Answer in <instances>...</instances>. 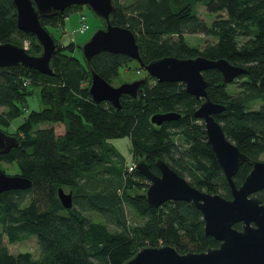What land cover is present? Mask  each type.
Segmentation results:
<instances>
[{
    "label": "trees",
    "instance_id": "1",
    "mask_svg": "<svg viewBox=\"0 0 264 264\" xmlns=\"http://www.w3.org/2000/svg\"><path fill=\"white\" fill-rule=\"evenodd\" d=\"M114 23L130 27L137 36L144 62L175 55L199 54L226 57L247 68L230 82L216 67L204 70L208 93L226 109L215 114L228 137L252 159L264 154V0H115ZM197 2L218 13L208 23L198 14ZM41 16V22L62 45L53 59L54 74L23 64L0 66V128L19 138V143L0 154L15 174L32 179L29 188L0 191V264H123L147 245L171 244L179 251H202L220 240L205 231L201 209L192 201L169 199L152 207L146 199V175L130 171L129 164L145 158L160 173L157 158L165 159L180 174L190 176L197 187L232 197V188L208 141L202 119L194 116L201 100L186 90L182 81H158L147 73L138 95L125 93L117 109L107 100L96 102L90 93L91 70L85 57L74 51L77 43H63L50 27L65 25L70 10ZM221 12H225L222 14ZM216 37L203 47L191 43L187 33ZM41 50L36 36L19 29L11 0H0V41ZM81 49V46H80ZM133 59L125 53L102 50L92 67L111 81L120 66ZM141 66V65H140ZM143 67V66H141ZM239 79V80H238ZM238 82L236 89L229 85ZM41 97L42 105L29 107V98ZM257 100H262L255 108ZM158 111H178L181 116L156 124ZM23 116L11 127L12 120ZM63 122L64 133L54 126ZM10 129V130H9ZM128 135L132 161L120 155L112 138ZM119 160V161H117ZM253 164L245 160L234 174L241 185ZM8 173V172H6ZM12 174V173H11ZM73 192V206L66 208L58 188ZM136 186L138 191H131ZM27 193H31L27 200ZM257 195L264 201V187ZM127 206L143 221L131 222ZM88 211H99L97 220ZM241 227V222L235 223ZM36 234L40 253L10 252L8 242Z\"/></svg>",
    "mask_w": 264,
    "mask_h": 264
},
{
    "label": "water",
    "instance_id": "2",
    "mask_svg": "<svg viewBox=\"0 0 264 264\" xmlns=\"http://www.w3.org/2000/svg\"><path fill=\"white\" fill-rule=\"evenodd\" d=\"M11 1L15 8L17 27L34 34L41 50L32 53L24 45L0 41V66L23 64L54 74V55L62 45L40 18L60 14L73 4H87L105 22L81 46L90 66V93L96 102L107 100L119 109L122 107V95H138L139 87L145 81V77H140L119 85L112 84L92 67L93 56L102 50L127 54L158 81L184 82L186 90L201 100L194 110V116L202 119L208 141L230 182L232 197L195 186L161 157L156 160L160 173L154 172L145 158L137 161L136 169L148 178L146 199L150 206L157 207L169 199L192 201L203 213L206 233L214 235L221 242L206 250L185 252L168 243L147 245L123 264H264V201L256 193L264 187V159L250 158L227 136L222 123L215 117L227 105L210 97V81L203 72L216 67L222 71L224 80L230 82L247 71V68L232 63L226 57L210 58L202 54L191 57L165 55L144 62L136 33L128 26L112 21L117 12L115 0ZM180 116L178 111H158L151 116V120L161 124ZM18 143V136L0 128V154L8 152ZM245 160L251 161L253 166L242 184L237 185L234 174ZM32 183V179L25 175L6 173L0 169V191L26 189ZM58 195L66 208L73 206L71 190L60 186ZM236 222H241L242 226L236 227Z\"/></svg>",
    "mask_w": 264,
    "mask_h": 264
},
{
    "label": "rangeland",
    "instance_id": "3",
    "mask_svg": "<svg viewBox=\"0 0 264 264\" xmlns=\"http://www.w3.org/2000/svg\"><path fill=\"white\" fill-rule=\"evenodd\" d=\"M134 0H120L121 4H129L133 2ZM198 14L201 18L205 19L208 23H211L215 17L218 15V13L210 12L206 5L202 2L196 3ZM222 14H225V12H221ZM66 21V19H65ZM105 22L97 15L87 4H80L74 6L70 12L67 19V23L65 22V25L57 29L54 27H50L52 32L55 35H60L62 41L63 40H70L75 43H77V48L74 51L78 56L84 57L82 48L80 49V46L90 38V36L94 33V31L101 26H104ZM87 26V30L85 27ZM186 38L193 44L198 45L200 47H203L207 41H214L216 40V37L206 34L203 32H197V33H187ZM28 40L27 38L24 39L23 43L25 46V41ZM140 69V71H138ZM148 73V71L140 66V63L136 59H130L128 64L120 66L119 74L115 76L112 80V84L119 85L122 82L125 81H132L135 79H138L140 77L145 76ZM236 77L235 79H237ZM239 80V79H238ZM238 82L232 83L229 85V88L231 90L236 89ZM263 103L262 100H257L254 104L255 108H258ZM42 105L41 103V97L38 94V89L36 90L35 94L32 95L29 98V107L30 108H39ZM23 116L16 117L12 120L11 127L15 125V123L19 120H22ZM54 126L55 131L57 134L64 133L65 131V124L63 122H56V123H49L45 122L40 124L41 127L46 126ZM10 130V129H9ZM111 143L117 146V149L120 152V155L125 156L128 162L132 161V144L130 137L128 135L112 138ZM261 159H264V154L261 156ZM119 161V160H117ZM2 166L5 168V172L15 174V167L8 163L7 161L2 160L1 161ZM186 177L190 179V176L187 174ZM131 191L135 192L139 189L136 188V186L130 187ZM66 190H69L66 187ZM31 193H27L26 197L27 200H29ZM128 209V217L131 222L133 221H143L144 219L140 217L137 212L134 210V208H131L130 206H127ZM89 215L93 218H96L97 220H104V216L99 211H88ZM5 243L8 246V249L10 252L17 253L19 251H31L35 257L39 256L40 248L38 244V238L36 234H32L31 236L15 241V242H8L7 239H4Z\"/></svg>",
    "mask_w": 264,
    "mask_h": 264
},
{
    "label": "built area",
    "instance_id": "4",
    "mask_svg": "<svg viewBox=\"0 0 264 264\" xmlns=\"http://www.w3.org/2000/svg\"><path fill=\"white\" fill-rule=\"evenodd\" d=\"M67 19H68V17H66V23H67ZM85 28H86V27H85ZM68 42H70V40H69V41L66 40V39L63 40V43H65V44H67ZM29 44H30L29 40H26V41H25V47H27V49H28V47H29ZM138 71H140V70H138ZM135 167H136V162H132V163L129 164L128 169H129L130 171H132V170L135 169Z\"/></svg>",
    "mask_w": 264,
    "mask_h": 264
},
{
    "label": "crops",
    "instance_id": "5",
    "mask_svg": "<svg viewBox=\"0 0 264 264\" xmlns=\"http://www.w3.org/2000/svg\"><path fill=\"white\" fill-rule=\"evenodd\" d=\"M86 30H87V26H86V28H85Z\"/></svg>",
    "mask_w": 264,
    "mask_h": 264
}]
</instances>
